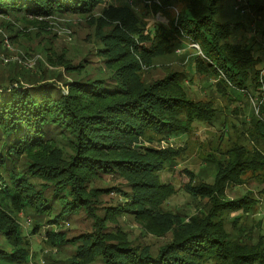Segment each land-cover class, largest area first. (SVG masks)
<instances>
[{
  "label": "trees",
  "instance_id": "1",
  "mask_svg": "<svg viewBox=\"0 0 264 264\" xmlns=\"http://www.w3.org/2000/svg\"><path fill=\"white\" fill-rule=\"evenodd\" d=\"M103 1L0 0V16L13 13L27 23L26 27L29 22L36 24L65 14L84 16L92 22L91 10ZM159 1L153 3L154 10L184 5L169 29L158 34L157 41L164 49H170L168 40L173 36H184L200 48L202 55L195 56L196 70L213 76L219 92H227L228 87L262 92L259 113L252 114L246 130L251 145L233 144L226 162L214 160L211 184L200 181L185 187L193 199H207V208L189 214L162 208L171 188L161 182L160 174L174 165L180 149L154 145L188 133L195 122L210 123L217 113L210 101L189 98L176 72L152 82L142 78L141 65L151 61L156 49L147 52L136 48L140 38L149 36H142L136 19L128 24L127 16L120 12V23L112 33L99 34L103 49L97 54L103 57V66L95 72L97 77L92 79L86 69H71L62 62L69 75H79L65 82L63 92L40 72L16 63L11 76L0 81L3 263L29 262L32 255L27 236L46 226L50 247L68 243L74 247L72 255L60 264H264V233L254 236L251 228L239 222L240 214L251 212L256 200L247 193L233 199L227 196L228 188L243 185L242 174L264 178V76L257 67L260 60L252 54V46L236 39L244 24L234 22L231 26L216 20L224 0ZM248 5L258 13L257 19L261 16L264 20V5L257 1ZM112 175L121 176L130 191L95 186ZM111 191L123 196V201L107 205L102 197ZM234 211L238 216L230 218V232L223 218ZM20 214L34 220L28 234L18 222ZM74 216H83L91 229L68 238L59 227ZM123 216L137 220L147 234L157 238L168 235V241L156 254L147 246L132 245L125 231L113 232L114 226L109 229Z\"/></svg>",
  "mask_w": 264,
  "mask_h": 264
},
{
  "label": "rangeland",
  "instance_id": "2",
  "mask_svg": "<svg viewBox=\"0 0 264 264\" xmlns=\"http://www.w3.org/2000/svg\"><path fill=\"white\" fill-rule=\"evenodd\" d=\"M255 1L264 5V0H242L241 5L237 0H224L216 20L231 26L234 22L245 25L244 29L236 32V39L252 46V54L260 60L257 65L260 68L264 60V35H262L264 20L260 14V19H257L258 13L253 12L249 5L247 6V2ZM158 2L160 3L159 0H104L91 10L92 22L86 21L84 16L65 14L41 21L38 19L39 22L36 24L29 22V27H26L27 23L19 16H14L13 13L2 15L0 16V81L7 80L6 78L11 76L12 69L17 63L29 71L40 72L66 92V83L79 75H69L62 62L66 61L70 64L71 69H86L92 79L97 77L95 72L103 66V57L97 54L98 50L103 49L99 34L112 33L114 26L120 23L118 19L120 12L127 16L128 24L135 22L136 19L135 24L141 28L142 36L145 34L149 36L140 38L135 43L136 48L147 52L156 49L155 55L151 56V61L141 65L142 78L146 82H152L176 72L189 98L210 101L216 109L217 116L210 123L195 122L188 133L169 138L167 143L154 145L157 148L169 145L173 149H180L174 165L160 174L161 182L171 188L162 202V208L165 211L189 214L204 206L207 208L208 203L207 199H193L185 187L200 181L211 184L215 174L214 160L226 162L229 158L227 151L233 144L251 145L246 133L252 114L255 113L250 97L260 98L259 95L262 93L258 91V88L250 87L244 90L235 88L231 90L232 87L231 89L228 87L227 92H219L213 76L208 77L196 70L195 56L202 55L200 48L184 36L178 34L173 36L168 40L170 49H164L163 44L157 41L158 34L169 29L171 20L176 18L184 5L173 4L164 10L160 8L154 10L153 3ZM237 5L245 12L241 13L239 9H236ZM127 6L128 10H126ZM128 12L133 16H130ZM161 49L164 52L161 53ZM21 73L26 77L32 76L26 72ZM19 78L23 81L22 77ZM206 158L211 159L206 160ZM241 178L243 185L228 188L227 196L233 199L247 193L256 200L251 212L241 213L239 221L244 227L251 228L255 236L258 232L264 233V178L249 175V173L242 174ZM103 179L95 182V186L118 187L123 192L130 191L121 176H105ZM102 200L107 205H117L123 201V196L111 191L104 193ZM236 212H231L223 218L227 231H233L229 220L235 217ZM17 219L23 233L28 234L33 226V218L30 215L20 214ZM112 226H114L113 232L120 229L125 231L132 245L147 246L153 254H156L158 248L163 246L169 237L166 235L157 238L147 234L139 222L131 216L121 217L117 225H109L110 230ZM46 229V226H41L37 234L32 236L28 234L32 257L25 264H60L74 252V247L69 243L58 248L50 247L46 242ZM90 229V223L83 216H74L59 227V231L68 238ZM0 264L7 263L0 261Z\"/></svg>",
  "mask_w": 264,
  "mask_h": 264
},
{
  "label": "built area",
  "instance_id": "3",
  "mask_svg": "<svg viewBox=\"0 0 264 264\" xmlns=\"http://www.w3.org/2000/svg\"><path fill=\"white\" fill-rule=\"evenodd\" d=\"M237 2H239L240 5L242 4V0H237ZM235 8H236V9H239V11H240L241 13L245 12L244 9H240L239 5H237ZM259 69H260V76H264V60H263V63H262V67H260ZM259 90L262 91L261 88H260ZM261 93H262V92H261ZM250 101H251V103H252V105H253V107H254V112H255V114H258V113H259L258 106H259V103H260V101H261L260 98H259V97H257V98H251V97H250Z\"/></svg>",
  "mask_w": 264,
  "mask_h": 264
}]
</instances>
